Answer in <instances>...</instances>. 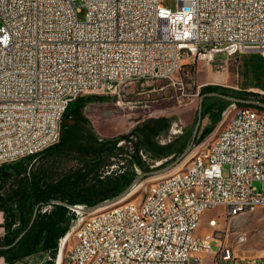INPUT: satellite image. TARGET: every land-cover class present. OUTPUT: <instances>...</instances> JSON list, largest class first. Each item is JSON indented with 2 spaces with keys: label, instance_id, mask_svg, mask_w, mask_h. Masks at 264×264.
<instances>
[{
  "label": "built area",
  "instance_id": "2783aa9c",
  "mask_svg": "<svg viewBox=\"0 0 264 264\" xmlns=\"http://www.w3.org/2000/svg\"><path fill=\"white\" fill-rule=\"evenodd\" d=\"M176 1L171 9L163 0H0V166L57 144L79 96L173 79L185 63L209 65L217 54L264 57V0ZM180 133L175 123L172 134ZM178 164L183 177L140 185L135 203L122 209L71 206L76 220L56 264H238L228 241L232 222L264 207V114L231 111L206 146ZM209 203H223V214L208 218L201 237L200 212Z\"/></svg>",
  "mask_w": 264,
  "mask_h": 264
},
{
  "label": "trees",
  "instance_id": "16d2710c",
  "mask_svg": "<svg viewBox=\"0 0 264 264\" xmlns=\"http://www.w3.org/2000/svg\"><path fill=\"white\" fill-rule=\"evenodd\" d=\"M211 92L244 100L235 103L240 107L252 106L249 103L251 100L258 101L257 94L251 91H237L212 84L201 87L202 96ZM107 100L109 97L104 95L79 96L69 103L65 111L61 138L57 144L0 166V212L3 214L0 257L4 259L3 264H56L61 239L76 220L71 206L87 204L91 207L121 194L139 176L136 166L143 173L153 171L154 168L143 160L141 151L150 152L155 159L174 155L171 159L176 161L191 146L195 126L189 136L164 145L157 143L156 138L161 131L152 125L141 128V133L135 128L128 134L101 137L86 115L85 108L91 102ZM231 104L233 102L218 96L203 98L202 123L194 143L200 142L215 129ZM207 116L211 120L210 125L203 127ZM197 119L198 113L195 125ZM133 136L137 141L131 146V161L120 164L121 156L130 152V146H118V143L126 140L132 144ZM196 154L192 153V158ZM40 158V163L35 165ZM53 159L74 160L78 165L66 171H55L50 166ZM113 159L119 167L106 174V167L113 165ZM133 194L111 204V207L125 202ZM47 205L52 206L51 210L43 212L42 208Z\"/></svg>",
  "mask_w": 264,
  "mask_h": 264
},
{
  "label": "rangeland",
  "instance_id": "374dc122",
  "mask_svg": "<svg viewBox=\"0 0 264 264\" xmlns=\"http://www.w3.org/2000/svg\"><path fill=\"white\" fill-rule=\"evenodd\" d=\"M163 4L171 9H176V0H163ZM86 11L83 8L79 13V17L84 19ZM1 24V19H0ZM239 56V69L238 76L241 78V85H258L264 88V58L259 53H246L237 54ZM237 56V57H238ZM227 59V56L223 54H217L215 56V62H223ZM208 65L204 61L196 60L195 62H187L183 65L175 75L173 79H149L141 82H130L121 87L118 94H101V93H89L96 95L108 96L109 100L103 102H91L85 108L86 115L90 118L92 124L96 128L98 134L103 138H112L122 134H128L137 128L138 133H141L140 129H145L147 126H155L150 124L149 120L162 118L164 120L163 127L160 135L156 138L157 143L164 145L171 141H178L182 137L189 136L195 126V118L200 106V84L203 82H216L210 75L206 80ZM246 69V71H244ZM244 80L246 83H244ZM237 89V88H235ZM252 91V90H248ZM254 92V91H252ZM85 94V95H89ZM257 98V97H256ZM254 107V106H252ZM240 108L237 104H232L225 110L223 119L216 125L215 129L207 135L203 140L192 145L193 148L204 147L208 141L213 137L220 127L225 122V119L232 112H235ZM255 108V107H254ZM210 118L207 116L203 122V127L210 125ZM175 123H178L182 127V133L178 135L172 134V128ZM176 129V127H174ZM135 135V134H134ZM137 135V134H136ZM139 137V135H137ZM123 141V145L130 146V152L121 156L120 164L122 162L129 163L131 161L132 150L131 146L137 141V138L133 136L132 144L126 140ZM143 160L151 165H154L155 161L161 159L153 158L150 152L143 151ZM172 157L174 155H171ZM169 156L168 161L163 165L154 168L162 169L172 163L174 159ZM179 155H177L178 157ZM164 159V158H163ZM41 161L37 159L35 165H38ZM113 165L106 167V170L118 169V162L116 159L112 160ZM78 163L74 160L68 159H53L50 163L51 168L55 171H66L76 167ZM179 164H175L171 168L170 172L162 175L153 176L149 179L144 178L139 183L146 181H152L158 177H163L172 173H176L179 170ZM176 167V168H175ZM173 169V170H172ZM229 166L224 165V174H228ZM181 169L180 171H182ZM178 172V171H177ZM143 174V171L138 172ZM138 183V184H139ZM145 183V184H146ZM140 185L133 192L134 194L128 198L125 202L134 200L137 198L140 190ZM139 190V191H138ZM124 203V202H122ZM119 203L117 205H120ZM115 205V206H117ZM113 206V207H115ZM108 207V206H106ZM103 207L101 209H106ZM111 207V208H113ZM215 214H223V207H218L214 210L208 211L202 220V224L198 229V234L204 236L208 234V218L215 217ZM3 221V214L0 212V223ZM3 230L0 228V233ZM240 233L247 235L245 242L239 244L237 237ZM229 245L234 246V253L237 256L238 264H247L248 262L264 259V207H259L253 212H245L242 215L236 217L231 226V232L228 238ZM71 244L73 239H71ZM70 243H67L64 254L70 247ZM214 249H217L216 245H213ZM4 263V259L0 257V264Z\"/></svg>",
  "mask_w": 264,
  "mask_h": 264
},
{
  "label": "crops",
  "instance_id": "0c3cea01",
  "mask_svg": "<svg viewBox=\"0 0 264 264\" xmlns=\"http://www.w3.org/2000/svg\"><path fill=\"white\" fill-rule=\"evenodd\" d=\"M225 56H227V55H225ZM237 56L238 55L227 56V59L225 61L217 62V63L215 62V59H214V61L208 65V68L206 70L207 74L204 77L205 79H203V81L206 80L209 75H210V77L212 76L217 81L216 82H205V83L203 82L202 84H200V88L204 85L212 84V85H218V86L226 87L228 89H233V90H237V91L252 90V91H254V93L257 94V100L258 101L260 100V102H262V104H264V99H263L264 95H261V93H264V88L259 87L258 85H241L240 84L242 80L238 76V69H239L240 65L238 63L239 56L238 57ZM244 71H246V69H244ZM244 83H246L245 80H244ZM235 88H237V89H235ZM246 106H250V105H246ZM252 106H254V105H252ZM254 107H256V106H254ZM258 108H260V110L263 109V111H264V108L257 107V109Z\"/></svg>",
  "mask_w": 264,
  "mask_h": 264
},
{
  "label": "water",
  "instance_id": "95a60500",
  "mask_svg": "<svg viewBox=\"0 0 264 264\" xmlns=\"http://www.w3.org/2000/svg\"><path fill=\"white\" fill-rule=\"evenodd\" d=\"M206 96H218V97H221V98H224V99H226L228 101L233 102V104L238 103V102H245L244 100H241V99L229 96V95L220 94V93H217V92H211V93L204 94L203 96H201L200 106H199V110H198V119H197V122H196V125H195V128H194V131H193L191 146L171 165H169V166H167L165 168H162V169H154L153 171L148 172V173L139 174V176L133 181V183L124 192H122L121 194L117 195L116 197H114L112 199L100 202V203H98V204H96L94 206L89 207L87 209V211H89V212L90 211H95V210H97L99 208L110 206L111 204H114V203H117V202L123 200L126 196H128L132 192L134 187L142 179L147 178L149 176L159 175V174L165 173L168 170H170L171 168H174L173 166L175 164L177 165L180 161H182L189 154V152H190V150L192 148V145L194 143V140H195V138L198 135V132H199V129H200V126H201V123H202L203 98L206 97ZM249 103L258 104V101L251 100V101H249ZM149 123L150 124H154L156 126V128H157V131H161V129L163 127V124H164V120L162 118H156V119L149 120Z\"/></svg>",
  "mask_w": 264,
  "mask_h": 264
},
{
  "label": "bare ground",
  "instance_id": "6f19581e",
  "mask_svg": "<svg viewBox=\"0 0 264 264\" xmlns=\"http://www.w3.org/2000/svg\"><path fill=\"white\" fill-rule=\"evenodd\" d=\"M252 105H254V106H256V104H252ZM262 108H264V107H262ZM244 111H247V112H255V114H264V111L263 110H260V109H257V108H254V107H251V106H243V107H240L238 110H236V112H244ZM174 130H176V129H174ZM176 132V131H175ZM192 161H199V153H197L193 158H192ZM176 168V167H175ZM174 169V168H173ZM172 169V170H173ZM171 171V170H170ZM170 171H168V172H170ZM168 172H166V173H168ZM160 175H162V174H160ZM184 176V169L182 170V171H178V172H176V173H172L171 174V177H183ZM158 178H160V177H158ZM158 178H156V179H158ZM155 180V179H154ZM154 180H152V181H154ZM148 182H150V181H148ZM144 183H146V181H144V182H142L141 183V185H143ZM138 187V185L132 190V192L130 193V194H132L135 190H136V188ZM129 194V195H130ZM128 195V196H129ZM128 196H126V197H128ZM125 197V198H126ZM135 199H137V198H135ZM135 199L134 200H131V201H127V202H124V203H122V204H120V205H117V206H115V207H113V208H111V209H122V208H124L125 207V205H132V204H134L135 203ZM223 207V203H209V208H208V211H210V210H214V209H216V208H218V207ZM256 209H249L247 212H253V211H255ZM208 211H201L200 212V219H199V223H198V229H199V227L201 226V224H202V220H203V217H204V215L208 212ZM212 218H215V217H212ZM246 235L244 234V233H240L239 235H238V237H237V241L239 242V243H241V240H242V237H245ZM201 237H208V234H205L204 236H201ZM245 240L246 239H244L243 241H242V243L243 242H245Z\"/></svg>",
  "mask_w": 264,
  "mask_h": 264
}]
</instances>
